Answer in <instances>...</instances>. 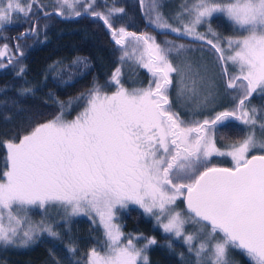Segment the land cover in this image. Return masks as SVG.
I'll return each mask as SVG.
<instances>
[{
  "label": "snow or ice",
  "instance_id": "obj_1",
  "mask_svg": "<svg viewBox=\"0 0 264 264\" xmlns=\"http://www.w3.org/2000/svg\"><path fill=\"white\" fill-rule=\"evenodd\" d=\"M95 2L56 0L55 14L62 16L67 8L80 16L76 6L82 5L109 30L121 52V65L132 61L151 79L146 87L129 90L117 67L107 82L115 90L109 94L94 86L86 97H76L85 106L73 119L64 118L66 105L61 102L53 119L3 141L7 155L6 170L0 173V246L26 247L41 232L59 235L43 220H31L29 210L38 207L62 211L66 217L84 214L93 223L98 218L104 240L89 249L84 264H148L146 253L156 239L143 238L138 246L141 237L126 236L115 222L118 208L134 204L154 217L165 234L183 238L196 264H237L234 251L264 264V108L250 105L254 94L264 95V0H184L176 13L178 27L159 10L160 0H150L149 23L205 42L217 54L225 77L231 107L189 120L173 109V74L179 78L178 98L194 100L197 110L214 106L216 96L210 89L204 91L200 66L174 65L171 54L179 55L186 46L172 41L162 46L146 32L116 28L111 17L124 9L112 7L104 14L94 10ZM38 3L0 0V27L20 15L30 18ZM213 17L227 20L237 34L220 36L212 28ZM201 25H207L206 33L197 30ZM35 33L32 27L21 37ZM9 51L3 44L0 58ZM72 104L70 100L67 107ZM233 121L244 126L245 134L222 150L217 133ZM217 156L230 157L232 166L212 164ZM178 201L183 209L178 210ZM189 222L201 225L196 233L185 232ZM68 251L77 249L70 246Z\"/></svg>",
  "mask_w": 264,
  "mask_h": 264
},
{
  "label": "trees",
  "instance_id": "obj_2",
  "mask_svg": "<svg viewBox=\"0 0 264 264\" xmlns=\"http://www.w3.org/2000/svg\"><path fill=\"white\" fill-rule=\"evenodd\" d=\"M145 1L142 5L141 0H96L93 8L104 14L112 7L123 8V13H116L111 17L114 27L123 26L138 34L146 32L155 36L157 43L165 44L163 36L186 39L150 24L146 14L149 3L146 4ZM164 2L165 0H160L161 5ZM56 7V0H39L33 6L30 18L20 15L14 17L11 24L0 27V47L6 43L10 50L7 56L0 58V63L6 65L0 68V173L6 170L7 152L3 141L23 135L36 124L53 119L61 111V102L66 105L64 118L73 119L85 106V101H77L76 97L82 94L86 97L94 86L103 87L109 94L115 90L107 82L117 67H121L123 84H130L127 81H131L146 87L151 79L147 70L132 61L121 65L119 47L112 40L102 20L85 12L82 5L76 6L82 13L80 16H75L69 9H64L65 14L62 16L56 15ZM45 12L49 15L45 16ZM211 24L222 37L237 34L222 17H213ZM32 27L36 28L35 34L21 37V33ZM17 44L20 45L19 50ZM21 51L23 55H20ZM9 57L12 58L10 64ZM217 66L218 83L225 90V77L222 78L219 64ZM20 68L24 71L18 75ZM25 88L31 91L23 93ZM172 89L173 87L170 88L169 95L173 103ZM70 100L73 104L69 108L67 104ZM250 105L258 109L264 108V95L254 94ZM227 107H231V103L223 105L217 111ZM173 109L177 111L175 104ZM181 118L201 119L189 118L187 115H181ZM245 131L244 126L235 121L230 122L228 127L222 126L217 133V146L231 144L242 138ZM221 162L223 161H218L216 157L211 160L212 164ZM228 162L229 160L226 161ZM28 215L36 221L43 220L51 225L58 236L62 235V239L42 233L26 247L0 246V264H77V261L84 264L87 253L81 249L82 246L87 244L90 248L100 247L104 240L99 224H91L90 218L84 214L66 217L59 210L48 209L45 212L33 207ZM116 216L127 236L142 237L140 246L145 242L143 238L156 239L157 244L152 245L146 253L148 264H196V257L188 251V245L175 236L165 234L155 219L141 208L135 205L118 208ZM169 243L171 247H168ZM51 245L60 249L53 250ZM70 246L77 251L70 253ZM235 252L239 264H254L239 251Z\"/></svg>",
  "mask_w": 264,
  "mask_h": 264
},
{
  "label": "rangeland",
  "instance_id": "obj_3",
  "mask_svg": "<svg viewBox=\"0 0 264 264\" xmlns=\"http://www.w3.org/2000/svg\"><path fill=\"white\" fill-rule=\"evenodd\" d=\"M145 3L146 4L150 3V0H146ZM183 3H184V0H165V2L163 3V5L161 7L162 10H160V11L168 19V22L171 23L174 27L180 26L179 21L176 19V13L181 10V5ZM66 9L67 8H65V10ZM146 14L148 16V7L146 8ZM159 30H161V29H159ZM197 30L201 33H206L207 32V25L198 26ZM164 31H167V30H164ZM174 35H176V33ZM179 36L186 37L183 35H179ZM208 38L213 39V37L210 34L208 35ZM162 39H164L163 43H165L166 41H172L174 45L183 44L186 46V50H182L179 55H177L175 52H173L171 54V59H172L174 65L181 67V68H183L186 63H193L194 65L200 66L201 72L205 75L204 91H207L210 89L212 92H214V94L216 96V103L214 106L209 107V108H205V109H201V110H197L196 109V102L194 100L193 101H187L183 97L178 98L177 91H178V87H179V85H178L179 78L175 74H173L172 99H173V104L176 105V109L181 115H187V117H189V118H193V117L200 118L201 117V119H202L204 116L212 114L213 111H217V110L221 109V107L223 105L231 103L230 97L228 96L226 91L223 90L222 87L218 83L219 68L217 66L218 63H217V59H216L217 54L214 52L213 49H211V47L209 45H207L203 41H195V40H193L192 37H186V39H183V38H177L174 36H163ZM161 45L162 46H168V45H166V43L161 44ZM205 69L207 70L206 72H204ZM234 71H235L234 67L229 65V72L231 73ZM222 78H224V77L222 76ZM142 81H143V79H142ZM127 82L130 84H124V86L126 88H128L129 90H131L132 88H136V87H143V86H139L138 84L131 83V81H127ZM142 84L143 83H140V85H142ZM194 113H195V115H194ZM259 135H260V133H259V131H257V136H259ZM226 146L227 145H224L221 147L219 146V147L222 150H226ZM216 158L218 161L221 160L223 162H221L220 164H215V165L221 166V167H231L232 166L233 162H232L230 157H226V156L225 157H219L218 156ZM226 159L229 160L228 163H226V161H227ZM130 205H134V204H129V206ZM177 205H178V210L183 209L181 201H178ZM135 206L139 207L138 205H135ZM30 218L34 223L40 222V221H36L32 217H30ZM87 218L89 219V217H87ZM89 220L91 221V224H94L92 222V219H89ZM115 222H117V216H116ZM96 224H98V218H97ZM45 225H48V224L45 223ZM200 227H201V225H197L193 222H189L188 224L185 225V232L186 233H196ZM100 232H101L102 237L104 239L102 228H101ZM42 233H46V235H49L47 232H41L40 234H42ZM170 235H172V234H170ZM131 236L141 237L140 235H131ZM172 236H174V235H172ZM57 237H58V240L62 239V235L57 236ZM77 238L79 240L78 235H77ZM179 239H181L184 242L183 238H179ZM142 241L143 240L141 237V239L137 242L138 246H140L139 244H141ZM193 243H196V241H194ZM50 247L53 250L60 249V248L53 247L52 245ZM81 249L83 251L85 250V253H87L89 251L90 247H88L87 244H84V246H82ZM235 253H236L235 251L232 253V258L234 259V261L237 262V264H239V260L237 259Z\"/></svg>",
  "mask_w": 264,
  "mask_h": 264
},
{
  "label": "water",
  "instance_id": "obj_4",
  "mask_svg": "<svg viewBox=\"0 0 264 264\" xmlns=\"http://www.w3.org/2000/svg\"><path fill=\"white\" fill-rule=\"evenodd\" d=\"M183 208H184V205H183Z\"/></svg>",
  "mask_w": 264,
  "mask_h": 264
}]
</instances>
